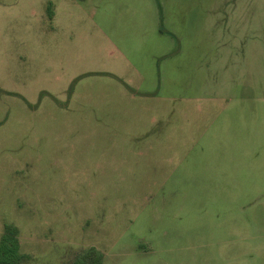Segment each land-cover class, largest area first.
<instances>
[{"label":"rangeland","instance_id":"1","mask_svg":"<svg viewBox=\"0 0 264 264\" xmlns=\"http://www.w3.org/2000/svg\"><path fill=\"white\" fill-rule=\"evenodd\" d=\"M6 239L264 264V0H0Z\"/></svg>","mask_w":264,"mask_h":264},{"label":"trees","instance_id":"2","mask_svg":"<svg viewBox=\"0 0 264 264\" xmlns=\"http://www.w3.org/2000/svg\"><path fill=\"white\" fill-rule=\"evenodd\" d=\"M22 259L18 255L15 240L2 241L0 244V264H16ZM76 264H99L100 256L94 251H88L76 259Z\"/></svg>","mask_w":264,"mask_h":264}]
</instances>
